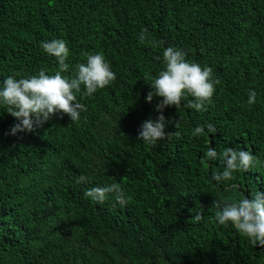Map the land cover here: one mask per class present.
Here are the masks:
<instances>
[{"label":"trees","instance_id":"obj_1","mask_svg":"<svg viewBox=\"0 0 264 264\" xmlns=\"http://www.w3.org/2000/svg\"><path fill=\"white\" fill-rule=\"evenodd\" d=\"M143 29L155 44L139 41ZM56 39L69 49L63 75L100 53L116 79L91 97L76 93L87 111L74 123L57 114L12 135L18 121L0 108V264H264V248L220 225L211 207L264 192V0H0V83L54 75L58 62L41 45ZM169 46L219 83L205 111L187 100L165 108V132L180 137L149 145L137 136L160 115L159 98L145 97ZM208 123L214 136L192 135ZM209 147L256 161L217 185L220 161L200 162ZM80 175L89 183L77 184ZM113 183L130 197L125 207L84 195Z\"/></svg>","mask_w":264,"mask_h":264},{"label":"clouds","instance_id":"obj_2","mask_svg":"<svg viewBox=\"0 0 264 264\" xmlns=\"http://www.w3.org/2000/svg\"><path fill=\"white\" fill-rule=\"evenodd\" d=\"M139 41L155 44L147 29L141 31ZM41 47L58 62V70L54 75H48L41 70L38 75L30 77L17 79L8 76L0 83V108H4V112L18 121L10 130L12 135L33 133L57 114H61V118L66 114L73 123L77 122L81 112L87 111V108L79 102L76 93L83 87L85 94L91 97L98 89L109 86L116 79L115 73L100 53H84L85 62L78 63L73 77L68 78L63 75L69 70V64L66 63L69 57L66 42L60 39L45 41ZM156 59H162L163 68L148 83L151 90L145 99L151 103L154 98H159L155 107L160 115L155 121L146 120L137 136L138 141L149 145L171 139L173 136L180 137L178 130L175 133L165 132L166 119L163 115L165 108L175 106L179 109L182 101L187 100L185 107L197 112L205 111L206 105L212 103L215 85L219 83L218 79L214 80L211 67L189 62L182 49L169 46L163 50L162 57L158 56ZM256 95L255 90L249 91L248 105L256 103ZM175 127L179 128L178 121L175 122ZM205 130L212 136L217 133V128L208 123L196 126L192 135L203 136ZM217 160L220 161L223 170L213 172L211 178L219 185L222 181L232 180L233 173L250 171L256 157L247 150H234L228 147L218 153L214 147H209L200 162L203 164ZM89 181L90 178L85 175H80L76 179L77 184H86ZM84 195L97 204H103L109 195L121 207H125L130 201V197L126 196L119 183L89 188ZM211 207L216 209L215 219L220 225H231L241 237L250 241L253 247L259 245L264 248V192L257 191L252 198L244 197L233 201L215 198ZM201 209L192 216L193 221L199 222L203 219V208Z\"/></svg>","mask_w":264,"mask_h":264}]
</instances>
